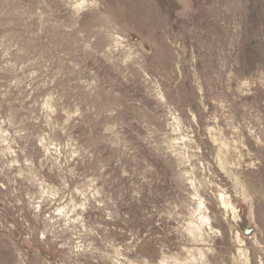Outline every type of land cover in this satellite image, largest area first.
<instances>
[{"label": "rangeland", "instance_id": "374dc122", "mask_svg": "<svg viewBox=\"0 0 264 264\" xmlns=\"http://www.w3.org/2000/svg\"><path fill=\"white\" fill-rule=\"evenodd\" d=\"M0 264H264V0H0Z\"/></svg>", "mask_w": 264, "mask_h": 264}]
</instances>
